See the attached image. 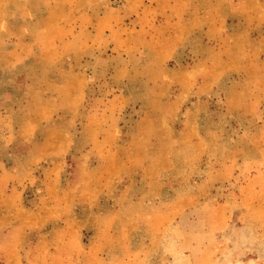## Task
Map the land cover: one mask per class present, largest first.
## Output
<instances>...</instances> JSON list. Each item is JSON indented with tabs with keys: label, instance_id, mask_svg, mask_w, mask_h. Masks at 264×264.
I'll list each match as a JSON object with an SVG mask.
<instances>
[{
	"label": "rangeland",
	"instance_id": "1",
	"mask_svg": "<svg viewBox=\"0 0 264 264\" xmlns=\"http://www.w3.org/2000/svg\"><path fill=\"white\" fill-rule=\"evenodd\" d=\"M0 264H264V0H0Z\"/></svg>",
	"mask_w": 264,
	"mask_h": 264
}]
</instances>
